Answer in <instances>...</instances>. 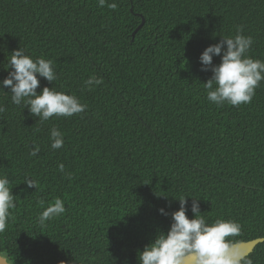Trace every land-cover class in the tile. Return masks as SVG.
Listing matches in <instances>:
<instances>
[{
    "label": "trees",
    "instance_id": "16d2710c",
    "mask_svg": "<svg viewBox=\"0 0 264 264\" xmlns=\"http://www.w3.org/2000/svg\"><path fill=\"white\" fill-rule=\"evenodd\" d=\"M115 2L113 10L97 0H0V80L22 47L54 63L57 80L38 77V93L53 87L87 105L41 122L0 89V175L16 196L0 253L12 264H138V251L169 229L181 195L192 196L189 218L195 197L209 223L239 222L241 236L230 239L264 237V81L250 104L217 106L199 60L242 25L253 38L248 55L264 61V0ZM137 13L145 21L132 36ZM92 75L103 83L90 91ZM53 127L64 134L56 150ZM56 198L65 213L39 225ZM249 258L264 264V241Z\"/></svg>",
    "mask_w": 264,
    "mask_h": 264
},
{
    "label": "clouds",
    "instance_id": "9594fccd",
    "mask_svg": "<svg viewBox=\"0 0 264 264\" xmlns=\"http://www.w3.org/2000/svg\"><path fill=\"white\" fill-rule=\"evenodd\" d=\"M97 4L101 8L107 6L113 10L118 7L115 0L111 3L108 0H97ZM235 32L234 36H222L218 43L207 46L199 57L201 70L212 72V76L204 82L206 99L217 106L250 104L256 89L264 81V61L248 55L253 44L252 36L243 34L242 25H236ZM214 56L221 57L220 63H213ZM6 69L10 70L0 80V89L9 88L11 102L27 107L29 113L41 122L53 116L71 117L87 110V105L81 103L74 94H66L47 86L37 92L39 78L50 83L57 80L51 59L42 56L33 59L25 53L24 48L19 47L11 52ZM102 83V79L95 75L84 81L90 91ZM5 110L0 105V112ZM49 140L51 149H60L64 144V134L53 127L50 129ZM39 151L40 145L34 144L29 154L37 156ZM58 170L64 172V165L60 164ZM67 175L71 179V173ZM23 182L29 187H37V181L31 176L25 177ZM15 197L10 180L0 175V233L7 227L10 210L16 207ZM187 197L192 196L174 197L179 201V208L170 213L172 222L169 229L167 232L159 231L142 251H138V264H253L247 251L239 247V241L230 239L241 236V224L224 219L209 223L201 215L199 198L195 197L191 203L194 215L189 218L186 214ZM65 211L63 200L56 198L38 215L37 222L44 226L47 221L63 215ZM158 211L162 215H169L163 207Z\"/></svg>",
    "mask_w": 264,
    "mask_h": 264
},
{
    "label": "water",
    "instance_id": "95a60500",
    "mask_svg": "<svg viewBox=\"0 0 264 264\" xmlns=\"http://www.w3.org/2000/svg\"><path fill=\"white\" fill-rule=\"evenodd\" d=\"M137 14L141 17V22L132 32V36L135 35V33L138 31V29L143 25L145 21V18L142 14L140 13H137ZM262 241H264V237H257V238H253L250 240L239 241V247L246 250L247 253L250 254L254 250L255 246L261 243ZM0 264H12V263L8 260L6 256L0 253Z\"/></svg>",
    "mask_w": 264,
    "mask_h": 264
}]
</instances>
